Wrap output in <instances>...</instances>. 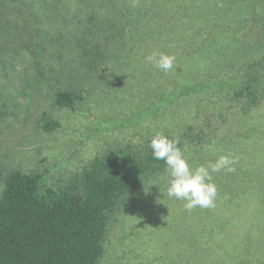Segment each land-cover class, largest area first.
Returning a JSON list of instances; mask_svg holds the SVG:
<instances>
[{
  "label": "rangeland",
  "instance_id": "1",
  "mask_svg": "<svg viewBox=\"0 0 264 264\" xmlns=\"http://www.w3.org/2000/svg\"><path fill=\"white\" fill-rule=\"evenodd\" d=\"M206 19L222 32L205 30ZM154 51L174 56L173 70L147 63ZM236 69L258 79L257 102L218 97L216 116L219 109L229 120L203 158L236 163L216 173L217 197L206 209L227 227L220 246L230 250L228 263L264 264V0H0V196L13 171L46 173L43 185L57 188L95 157L193 119L208 105L180 97L143 111L196 74ZM58 91L83 100L60 109ZM50 119L61 123L51 133L43 129ZM184 153L190 163L192 151ZM167 178L144 179L121 200L100 264H149L167 246L180 206L164 191Z\"/></svg>",
  "mask_w": 264,
  "mask_h": 264
},
{
  "label": "trees",
  "instance_id": "2",
  "mask_svg": "<svg viewBox=\"0 0 264 264\" xmlns=\"http://www.w3.org/2000/svg\"><path fill=\"white\" fill-rule=\"evenodd\" d=\"M203 25L209 32H222L221 27H212L207 19ZM257 82V78L240 74L237 69L222 76L205 70L186 85L176 84L164 90L159 101L143 111V117L159 104H173L180 97L188 98L191 105L193 100L200 102V108L208 105L209 110L202 109L193 119L190 116L170 124L163 132L169 139H178L184 152L192 151L190 165L207 164L204 151L216 144L220 138L217 130L229 120L227 115L223 118L226 113L219 114V109V117L216 116L218 97L224 105L241 101L255 104ZM53 99L60 109H74L83 95L58 91ZM190 111L198 113L195 107ZM60 127L56 119L43 124L49 133ZM153 137L143 144L120 147L95 157L57 188L43 185L46 173L8 174L0 196V264H100L109 216L144 179L165 171L163 161L152 157L149 145ZM216 177L214 173V183ZM184 203L180 200V206L171 212L176 221L171 230H166L168 244L154 254L149 264H230V250L220 246V239L228 241L227 227L208 209L197 206L189 211ZM155 236L158 242L164 239L159 234Z\"/></svg>",
  "mask_w": 264,
  "mask_h": 264
},
{
  "label": "clouds",
  "instance_id": "3",
  "mask_svg": "<svg viewBox=\"0 0 264 264\" xmlns=\"http://www.w3.org/2000/svg\"><path fill=\"white\" fill-rule=\"evenodd\" d=\"M145 61L168 73L174 68L175 57L154 51L145 57ZM178 145V139H169L163 134H156L149 145L153 159L163 161L165 165L168 178L164 181V191L168 197L184 201V207L189 211L197 206L213 207L217 197L213 174L222 170L233 171L235 159L221 155L214 163L193 167Z\"/></svg>",
  "mask_w": 264,
  "mask_h": 264
}]
</instances>
